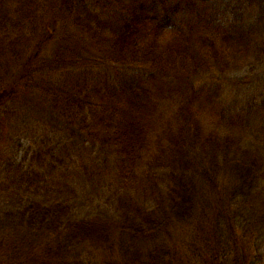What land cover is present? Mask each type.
I'll return each instance as SVG.
<instances>
[{
  "label": "trees",
  "instance_id": "trees-1",
  "mask_svg": "<svg viewBox=\"0 0 264 264\" xmlns=\"http://www.w3.org/2000/svg\"><path fill=\"white\" fill-rule=\"evenodd\" d=\"M263 42L264 0H0V121L25 86L51 112L15 152L23 176L0 171V264H263L264 96L253 140L188 107ZM172 86L176 125L153 140Z\"/></svg>",
  "mask_w": 264,
  "mask_h": 264
},
{
  "label": "rangeland",
  "instance_id": "rangeland-1",
  "mask_svg": "<svg viewBox=\"0 0 264 264\" xmlns=\"http://www.w3.org/2000/svg\"><path fill=\"white\" fill-rule=\"evenodd\" d=\"M252 52L256 53H251V55L243 60L230 62L234 64L231 70L239 67H242V70L229 71L226 74L228 77L226 75H217L216 69H213L196 79L195 82L198 85H209L213 82L215 85L219 84L217 90H215L213 100L198 99L190 102L188 105L191 112L198 115L206 134L211 133L221 135L222 137L228 131L234 130L236 134L242 137L246 136L248 140H253L252 135L260 134V124L263 122L258 115L263 112L259 103L264 96V42L260 44L257 50ZM239 54L241 52H238ZM236 64L238 67H234ZM16 70L13 68L12 72ZM35 88L25 86L24 92L17 102L12 103L15 112H12L10 115L5 114L0 121V171L9 169V174L16 178L23 176V174L21 169L16 166L19 159L15 162L16 164L13 162L17 159L15 152H18L17 155L20 158L22 150L19 149L21 144L23 146H28L30 143L33 146L37 145L41 141L42 133L47 130V125L49 126L51 121V112L47 108L48 101ZM172 88L156 108L161 117L152 120L148 137L151 136L153 140L161 138L167 132L169 126L175 127L176 125L175 120H172L174 110L184 98L178 89H176V86H172ZM219 104H222L221 108L224 105L228 110V115L227 117L225 115V119H221L218 114L221 109H218ZM250 107H252L253 117L249 119L247 114L250 111ZM42 120L46 124H40ZM42 126L43 131L41 130ZM150 143L147 157H151L154 154V150L151 148L152 145H157L152 140ZM103 158L102 156L99 157L102 165L107 167L109 161ZM3 159H7L8 163L13 166L3 167ZM90 161H93V159L88 160V162ZM112 162L108 168L110 174L107 176L110 186H113L119 180L121 170L117 166L121 165L123 161L117 162V159L112 157ZM143 169L144 164H140V170L137 172L138 178L141 176ZM138 185L137 182H133L132 186H130L135 187L131 197H134V194L138 192ZM125 186H129L128 183ZM221 195L223 196L224 193H221ZM102 209L107 210V207L102 206ZM112 212L114 213L115 210L113 209Z\"/></svg>",
  "mask_w": 264,
  "mask_h": 264
}]
</instances>
